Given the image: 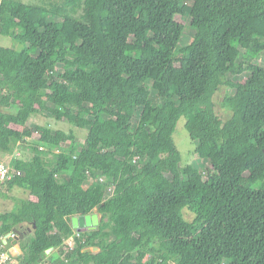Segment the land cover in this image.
Listing matches in <instances>:
<instances>
[{"label": "trees", "instance_id": "1", "mask_svg": "<svg viewBox=\"0 0 264 264\" xmlns=\"http://www.w3.org/2000/svg\"><path fill=\"white\" fill-rule=\"evenodd\" d=\"M0 20L23 45L0 46V151L27 138L32 153L14 159L23 175L6 187L33 196L0 213L1 232L33 228L25 262L53 247L51 264H264V0H0ZM181 22L195 29L182 47ZM222 84L227 121L214 104ZM49 106L88 129L84 144L73 130L28 126ZM182 117L214 165L183 163ZM95 208L97 230L73 250L60 242L56 232Z\"/></svg>", "mask_w": 264, "mask_h": 264}, {"label": "rangeland", "instance_id": "2", "mask_svg": "<svg viewBox=\"0 0 264 264\" xmlns=\"http://www.w3.org/2000/svg\"><path fill=\"white\" fill-rule=\"evenodd\" d=\"M29 3L32 4H41L42 0H26ZM174 31L179 33L181 38H180V44L179 46H185L189 45L193 39H194V34H195V29H192V26L189 24H186L184 22L177 23L174 25ZM0 46L4 47H12L16 49H22L23 45L20 44L19 42L15 41L12 37L8 35H3L0 33ZM261 60V59H260ZM247 74L244 73L242 76H228L229 79L236 81L238 79H246ZM232 92L230 89V86L228 84H222L219 86L218 90L216 91L214 95V104H215V111L218 114V116L223 120L227 121L233 114L231 108L227 107L224 105V99L225 97ZM7 111L14 112L16 113L17 110L19 109L18 105H13L10 108H4ZM53 112V107L49 106L47 108V115H44L43 113H34L30 117V121L28 123V126H36V125H47V124H52L53 129H63L66 131L73 130L75 131L77 138L80 142L83 144L85 143V140L88 135V129L82 128L77 125V123L74 122H69L67 120L64 121H58L54 118L52 115ZM186 122L187 119L185 117H182L178 124L176 131L174 133V140L179 148V150L182 153V160L184 164L188 163H197L200 166H205L207 164L209 165H214L213 163H209L205 160L200 159L196 154H195V142L192 140L189 131L186 128ZM9 154L11 153H5L0 151V161H5L8 159L10 156ZM13 155V154H12ZM29 190L20 188V187H14V188H8L5 187L0 193V213L6 212V211H11L13 210L18 201L21 199H27V198H32ZM54 206L57 205L56 202L53 203ZM98 212V210H97ZM185 216L188 220L192 221L195 217V214L191 212L189 209H186L184 211ZM98 215L101 218V214L98 212ZM28 231L27 237L24 239H21L20 244L21 246L31 239L33 233V228L31 226L26 227ZM22 231H26L25 227H23ZM77 229L71 230L69 229H63L60 232H56V236H59L60 242L66 240L69 238V236L72 233H76ZM48 260L51 261V254H48Z\"/></svg>", "mask_w": 264, "mask_h": 264}, {"label": "built area", "instance_id": "3", "mask_svg": "<svg viewBox=\"0 0 264 264\" xmlns=\"http://www.w3.org/2000/svg\"><path fill=\"white\" fill-rule=\"evenodd\" d=\"M2 25V21L0 20V26ZM41 127H49L52 128V124L41 125ZM43 128L36 129L34 132L33 138L39 139L42 136ZM30 141L26 138V141L19 140L16 146L15 151L12 154H9L7 160L0 161V193L6 185L12 181L17 176L23 175V170L18 169L13 166V161L15 158L29 161L32 158V153L27 149V145ZM39 149L42 151H47V147L43 144L39 145ZM59 150H56L58 152ZM89 182L94 183H102L105 185L107 192L109 195L113 194L114 186L109 182H107L106 178L94 175L89 173ZM17 230H22L20 228H13L5 233L1 232V222H0V264H30L25 262L24 260V251L20 244L21 239L19 238V234ZM82 232L78 231L77 233L71 235L68 239L64 241V244L71 250L75 248V238L77 236H81ZM18 240L17 242H14ZM39 264H51V261L48 260V256H46Z\"/></svg>", "mask_w": 264, "mask_h": 264}, {"label": "water", "instance_id": "4", "mask_svg": "<svg viewBox=\"0 0 264 264\" xmlns=\"http://www.w3.org/2000/svg\"><path fill=\"white\" fill-rule=\"evenodd\" d=\"M97 208L93 210L92 213L87 215H76L72 218V224L74 228L78 229L79 231H93L97 230L100 224V216L98 215ZM20 239H24L26 236V232L22 230H17ZM15 240L14 242H17ZM54 251V248H50L47 250V254H51ZM85 252H98V247L87 248L84 250Z\"/></svg>", "mask_w": 264, "mask_h": 264}, {"label": "clouds", "instance_id": "5", "mask_svg": "<svg viewBox=\"0 0 264 264\" xmlns=\"http://www.w3.org/2000/svg\"><path fill=\"white\" fill-rule=\"evenodd\" d=\"M78 231H79V230L77 229V232H78ZM77 232H76V233H77Z\"/></svg>", "mask_w": 264, "mask_h": 264}]
</instances>
